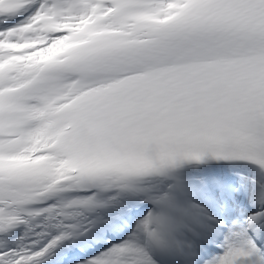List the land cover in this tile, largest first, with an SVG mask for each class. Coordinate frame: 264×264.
Here are the masks:
<instances>
[{"label":"snow or ice","instance_id":"snow-or-ice-1","mask_svg":"<svg viewBox=\"0 0 264 264\" xmlns=\"http://www.w3.org/2000/svg\"><path fill=\"white\" fill-rule=\"evenodd\" d=\"M0 264H264V0H0Z\"/></svg>","mask_w":264,"mask_h":264}]
</instances>
